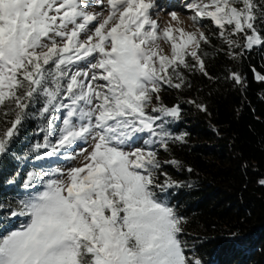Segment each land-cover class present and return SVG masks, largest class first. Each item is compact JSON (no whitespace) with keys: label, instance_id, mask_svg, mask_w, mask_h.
<instances>
[{"label":"snow or ice","instance_id":"obj_1","mask_svg":"<svg viewBox=\"0 0 264 264\" xmlns=\"http://www.w3.org/2000/svg\"><path fill=\"white\" fill-rule=\"evenodd\" d=\"M156 7L155 0H0V154L42 102L47 124L43 143L31 148L36 159L83 157L80 166L27 172L24 197L0 202V225L23 218L14 229L0 227V264H203L181 239L186 220L167 200L181 184L163 166L180 162L161 161L158 150L169 152L186 134L167 130L180 107L163 104L160 93L185 86L181 69L212 79L204 21L233 61L264 48V0H195L194 31L179 27L176 13L177 26L160 29ZM226 79L245 84L236 71Z\"/></svg>","mask_w":264,"mask_h":264},{"label":"trees","instance_id":"obj_2","mask_svg":"<svg viewBox=\"0 0 264 264\" xmlns=\"http://www.w3.org/2000/svg\"><path fill=\"white\" fill-rule=\"evenodd\" d=\"M203 23L211 40L202 48L212 79L181 69L185 86H165L160 93L163 104L180 107L179 120L168 123L167 130L186 134L185 142L171 143L169 152L158 150L161 161L180 162V167L163 166L181 184L169 189L167 200L186 220L181 239L203 264H264V186L257 183L264 178V82L252 71L264 74V48L233 61L218 50L215 26ZM231 71L242 75L244 86L226 79ZM198 104L207 110H199ZM42 106L37 102L29 108L7 151L0 154V202L14 204L27 191L25 159L36 158L31 148L43 143L39 130L47 124L40 116ZM22 220L4 221L0 227L14 229Z\"/></svg>","mask_w":264,"mask_h":264},{"label":"rangeland","instance_id":"obj_3","mask_svg":"<svg viewBox=\"0 0 264 264\" xmlns=\"http://www.w3.org/2000/svg\"><path fill=\"white\" fill-rule=\"evenodd\" d=\"M92 2V0H89ZM195 0H155L157 5L156 8L152 9V16L157 20L160 29L167 27L171 24L173 27H176L177 24L171 18V13H176L177 17L181 21L179 27H183L188 31H194L195 28L192 25V21L189 19L193 13L189 9L188 5L194 3ZM98 11V8H90L89 11ZM203 30V29H202ZM161 46L164 48L165 52L169 51V46L167 44L162 43ZM58 115H60L58 113ZM57 126H59L60 121H56ZM138 144L142 143V140L137 141ZM26 160V159H25ZM83 161V157H77L74 160H64L62 158L57 157H47L43 159H36L34 162L35 165H39V167H34L35 171H41L42 169L47 170L49 168H62L68 169L73 166H80ZM28 163V162H27ZM29 164H33L30 162ZM31 170V171H32ZM29 172V171H28ZM27 175V172H26Z\"/></svg>","mask_w":264,"mask_h":264}]
</instances>
